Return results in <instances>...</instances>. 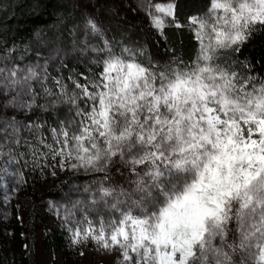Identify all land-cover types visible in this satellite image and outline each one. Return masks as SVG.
<instances>
[{"label": "snow or ice", "instance_id": "6c2138e0", "mask_svg": "<svg viewBox=\"0 0 264 264\" xmlns=\"http://www.w3.org/2000/svg\"><path fill=\"white\" fill-rule=\"evenodd\" d=\"M155 11L162 15L149 14L160 36L166 26L184 27L175 22L173 4H157ZM187 26L198 42L190 65L146 66L131 49L113 51L105 40L92 49L107 53L93 61L98 71L84 76L86 83L72 80L77 91L69 95L60 79L58 92L43 87L45 96L58 97L51 107L71 106L72 115L50 128L51 142L43 124L3 114L9 105L31 111L38 95L31 82L41 81L39 64L4 63L8 49L0 57V89L5 97L15 94L0 106V159L7 156L0 166L2 199H10L8 178L13 190L25 182L12 168L20 160L27 165L25 157L34 169L52 167V175L59 167L104 173V180L111 179L110 166L122 165L130 189L97 181L90 210L98 226L89 221L92 231L69 229L74 245L90 241L117 251L116 264H264V77L253 76L251 58L242 53L253 33L264 34V0H210ZM86 28L99 32L92 20ZM235 65L249 71L240 76ZM41 157L51 163L41 164Z\"/></svg>", "mask_w": 264, "mask_h": 264}, {"label": "trees", "instance_id": "16d2710c", "mask_svg": "<svg viewBox=\"0 0 264 264\" xmlns=\"http://www.w3.org/2000/svg\"><path fill=\"white\" fill-rule=\"evenodd\" d=\"M165 1L0 0V57L8 56V49H13L4 62L8 66L24 68L39 64L37 71L43 82V85L41 81L31 82L38 93L36 105L31 111L22 112L9 105L3 108V114L10 118L11 113L15 112L22 122L43 124L41 131L51 142L50 128L57 127L59 119L72 115L69 112L71 106L60 103L55 108L51 107V102L58 97L45 96L43 87L58 92L55 81L60 79L67 85L69 95L77 91L72 80L86 83L84 76L98 71L93 61L107 53L92 49H102L105 40L113 51L131 49L136 53L137 60L146 66H151L153 62L163 66L177 61L190 65L196 56L198 42L187 26L189 18L203 16L210 0H172L175 22L184 27L166 26L164 35L160 36L152 27L149 13L154 15V5ZM88 20L97 25V34L93 35L86 28ZM166 22L171 25L172 17H168ZM140 49H143V54ZM242 53L251 58L250 71L253 76L264 77V34L253 33L243 46ZM184 64L180 66L184 67ZM45 65L47 80H43ZM234 67L240 76H245L249 71L241 65ZM14 94L9 92L5 97L0 89V106L7 104ZM45 104L49 105L48 111L41 108ZM20 135L33 139L35 143L29 132L21 129ZM11 147L14 151L17 149L16 145ZM18 151L27 152L28 149L20 146ZM41 151L45 149L41 147ZM25 158L29 160L27 165L24 160L12 165V168L20 170L25 182L15 186L18 190H13L11 178H8L10 199L6 202L0 189V264H76L68 228L75 229L89 221L97 227L98 217L90 210L91 195L98 187L97 181L103 180L106 186L130 189L126 182L130 173L122 165H112L108 173L110 180H104V173L62 171L59 167L52 175V167H46L43 171L34 169L31 157ZM6 161L7 156L0 159V166ZM40 163H51L50 157L48 161L41 157ZM85 188L90 191L86 192ZM50 208L59 213L57 217L62 227L55 228V224H52L46 228V219L41 211ZM86 215L88 219H85ZM52 252H56V257L52 256ZM239 259L240 253H237L234 260Z\"/></svg>", "mask_w": 264, "mask_h": 264}, {"label": "rangeland", "instance_id": "374dc122", "mask_svg": "<svg viewBox=\"0 0 264 264\" xmlns=\"http://www.w3.org/2000/svg\"><path fill=\"white\" fill-rule=\"evenodd\" d=\"M169 3H173L172 0H166L165 2L159 3L160 5H167ZM154 15H162L161 13H157L155 11V5H154ZM166 20L168 17L165 18ZM43 216L46 219V228H48L49 225H54L55 228L62 227L61 221L57 217V210L54 208H50L47 211L43 210L41 211ZM93 226V225H92ZM95 226H93L94 228ZM93 228L89 227V222L86 224H80L75 229H88L89 231H92ZM68 228V235L70 237V244L72 248V255L75 259L76 264H116L118 259H122L120 257L119 253L117 251H105L103 249H98L95 244L92 242L87 243H80V244H73L72 243V232L69 231ZM83 253V255H81ZM52 256L56 257V252H52ZM248 264H252V262L249 260Z\"/></svg>", "mask_w": 264, "mask_h": 264}]
</instances>
